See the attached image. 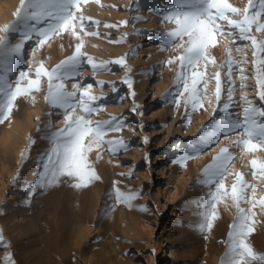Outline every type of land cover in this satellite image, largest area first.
Segmentation results:
<instances>
[{"label":"rangeland","instance_id":"1","mask_svg":"<svg viewBox=\"0 0 264 264\" xmlns=\"http://www.w3.org/2000/svg\"><path fill=\"white\" fill-rule=\"evenodd\" d=\"M229 2L243 8L247 0ZM19 3L20 0H0V26L14 19L13 12ZM167 3L168 0H100V4H96L90 0L83 5L85 16L100 21L99 26L90 25L87 30L98 31L100 36L85 38L82 50L97 61L126 56L124 66L112 64L110 70L95 75L85 63L78 77L82 85L93 84V94L105 97L98 102L102 111L93 116V120L115 116L124 121L122 130L109 133V138H122L128 145L127 150L121 149L113 155L106 148H100L89 154L100 180L87 189L76 190L67 178H62L57 186L42 194L37 190L33 197L27 195L28 185L34 182L39 171L40 155L49 147L43 137L63 127L60 110L53 109L44 100L46 87L35 93L34 100L19 98L11 119L0 124V234L4 238L0 241V264H8V253L12 254L15 264H220L236 209L230 201L221 203L219 218L211 232L199 230V205L207 192L198 182L201 170L220 148L228 146L234 157L228 171H241L249 183L261 185L256 192L258 198L264 195V182L253 179L249 161L264 160V150L243 153L242 149L231 146L230 140L237 138L233 134L229 139L221 136L218 143L212 144L197 158L186 161L183 167L173 163L206 134L202 129L211 130L216 101L214 97L211 104L204 100L205 107L193 111L190 106L186 110L183 97L179 106L172 96L163 99L170 91L175 94L178 70L176 65L170 68L163 64L178 54V50L173 46L161 51L157 38L158 34L174 27L163 20L162 10ZM104 24L118 27L105 28ZM254 34L258 38L264 37V34ZM18 40V37L13 38L11 43ZM117 40L122 42H110ZM76 43L65 34L52 39L33 55L35 41H29L23 51V62L15 66L16 75L29 64L34 69L41 60L48 68L55 66L72 54ZM245 44L250 41L237 40L235 45H229L227 40L221 39L216 48L209 49L216 65H220L226 59V47H231L235 64L244 69L241 73L240 67L234 66L231 80L222 75V102L227 101L229 85L235 89L229 108L233 119L246 106L241 100L242 95L253 104L264 106L256 97L253 58L251 49L243 47ZM237 46L241 47L240 52L236 51ZM201 67L203 69V65ZM126 68L131 71L126 72ZM217 70L216 66L207 65L210 77ZM219 70L226 73L228 69L225 66ZM241 75L247 77L243 88L240 87ZM125 76L133 82L134 96L122 82ZM98 80L106 82L102 91L96 84ZM113 83L117 89L115 93L111 87ZM66 84L71 91V81ZM211 88H214V81ZM134 105L138 106L136 112L132 111ZM224 115L218 111L215 119ZM49 123L51 127H45ZM22 152L26 158L21 156ZM97 152L102 157L100 160H96ZM130 171L131 176L127 175ZM17 173L19 179L14 181ZM233 180L234 176H226L225 184L230 187ZM114 182L122 192L140 194L132 202V208L116 204ZM248 195L252 193L249 191ZM57 200L63 202V214L76 217L81 212L86 216L83 224L73 231L75 234L70 233L69 228L63 234L52 232L55 221L46 207ZM241 206L248 207L246 204ZM254 211L257 223L249 242L256 252L264 253L261 244H264V211L259 207Z\"/></svg>","mask_w":264,"mask_h":264},{"label":"snow or ice","instance_id":"2","mask_svg":"<svg viewBox=\"0 0 264 264\" xmlns=\"http://www.w3.org/2000/svg\"><path fill=\"white\" fill-rule=\"evenodd\" d=\"M89 2L90 0H20L19 7L13 12L14 19L0 26V124L11 119L19 98L34 100L35 93L41 92L45 87L46 104L60 110L63 115V127L43 137L48 141L49 147L40 155L37 164L39 171L34 182L28 185L29 198L36 195L37 190L42 194L57 186L62 178H67L70 186L76 190L87 189L94 181L100 180L89 154L96 149L106 148L115 155L128 147L122 138H109V133L122 130L123 118L112 116L107 120H93L92 117L102 111V105L98 102L105 97L93 94L92 83L82 85L78 80L80 68L85 63L90 66L93 75L110 70L109 65L126 64V56L110 61H97L82 50L85 38L100 36L98 31L87 30L90 25H100V21L83 14V5ZM92 2L100 4V0ZM162 15L163 20L174 27L158 34L160 49L167 51L174 46L178 50V54L163 62L170 68L172 65L178 68L174 85L176 92L166 93L163 99L167 100L172 96L174 103L179 106L180 98L183 97L186 110L190 106L193 111L204 108V100L211 104L214 97L216 101L213 120L210 122L211 130L202 129V133L206 134H202L199 141L182 152L173 163H179L183 167L186 161L197 158L212 144L218 143L221 136L229 139L233 134L237 138L230 140L231 146L242 149L243 153L252 154L264 150V106L253 104L246 95H242L241 100L246 106L233 119L229 108L233 103L235 89L231 84L227 89V101L222 102V75L231 80L234 66L240 67L241 73L244 69L235 64L231 47H226V59L220 65H216L215 58L209 53V49L216 48L221 39L227 40L229 45H235L237 40L250 41V44L243 47L251 49L256 97L264 104V37L258 38L254 34H264V0H247L243 8L234 6L229 0H168ZM121 23L127 24V21ZM104 27L118 26L104 24ZM65 34L77 41L71 55L51 68L43 60L34 69L29 64L26 70L22 68L16 75L15 66L23 62V51L29 41H35V55L37 49H42L52 39ZM16 37L19 38L18 42L12 44L11 40ZM241 50L240 46L236 47L237 52ZM209 64L218 69L211 77L207 73ZM225 66L228 70L222 73L219 69ZM125 71L129 72L131 69L126 68ZM246 79V76H240L241 88ZM68 81H71V91L66 84ZM213 81L214 88L210 89ZM122 82L134 96L131 79L125 76ZM105 83L102 80L96 81L101 91ZM111 87L115 93V84H111ZM120 99L123 100V97ZM137 108L134 105L132 111L136 112ZM218 111L225 115L216 120L215 114ZM45 127L50 128L51 123ZM144 140L147 143L148 138L145 137ZM21 156L26 158L23 152ZM101 158L97 152L96 160ZM233 159L229 147H222L201 170L198 182L207 192L199 205V230L202 233L211 232L214 222L219 218L218 206L230 201L231 206L236 209V216L229 225L226 248L220 264H264V253L256 252L249 242L257 223L254 209L259 207L264 211V195L257 198L256 192L261 185L249 183L243 172L228 171ZM249 164L253 179L264 182V160L251 159ZM131 174L130 171L127 175ZM226 176H234L230 187L225 184ZM18 179L19 173L13 180ZM116 184L117 182L113 183L116 204L132 208V202L140 194L122 192ZM249 191L251 196L248 195ZM242 204L248 207H242ZM141 210H144L143 206ZM3 239L0 234V241ZM7 257L8 264H15L11 253Z\"/></svg>","mask_w":264,"mask_h":264},{"label":"bare ground","instance_id":"3","mask_svg":"<svg viewBox=\"0 0 264 264\" xmlns=\"http://www.w3.org/2000/svg\"><path fill=\"white\" fill-rule=\"evenodd\" d=\"M65 192V191H64ZM79 199V198H78ZM73 201V200H72ZM74 201L75 198H74ZM85 202V201H84ZM63 202H60V201H56L54 202L53 204H48L46 208H48V210L50 211L49 213V216L53 218V220L55 221V227L54 229L52 230V232H56L58 234H63V231L64 230H67V228H69L70 230V233H74L73 231L75 229H78L82 224H83V218L86 217L83 213L81 212H78V216H69L68 213L66 214H63V210H62V204ZM73 203V202H72ZM74 204V203H73ZM72 205V204H71ZM85 205V204H84ZM84 209V208H83ZM42 212V211H41ZM260 212V211H259ZM50 230V229H49ZM51 232V233H52ZM257 233V232H256ZM75 234V233H74ZM80 234V233H79ZM259 234V233H258ZM263 235V234H261ZM63 236V235H62ZM83 236V235H82ZM81 236V237H82ZM254 237V236H253ZM257 239L259 240V236L257 235L256 236ZM71 239V238H70ZM254 239V238H253ZM252 239V240H253ZM263 239V236L261 237V241ZM83 240V239H82ZM255 240V239H254ZM250 241V240H249ZM57 242V241H56ZM252 242V241H251ZM253 244V243H252ZM262 244V247H264L263 243ZM255 249V248H254ZM264 252V250H263ZM43 253V252H42ZM54 258V257H53ZM89 260V262L91 261V258H87ZM53 260V259H52Z\"/></svg>","mask_w":264,"mask_h":264}]
</instances>
